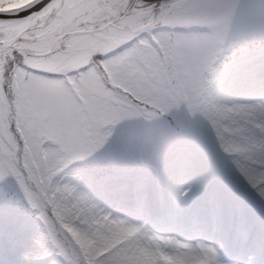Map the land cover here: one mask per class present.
Masks as SVG:
<instances>
[{"label": "clouds", "instance_id": "obj_1", "mask_svg": "<svg viewBox=\"0 0 264 264\" xmlns=\"http://www.w3.org/2000/svg\"><path fill=\"white\" fill-rule=\"evenodd\" d=\"M114 2V7L97 6L95 11L82 14L83 32L91 43L79 53L82 58L70 65L47 55L40 47L42 38L49 34L45 28L58 31L61 27L62 0H0V15L5 16L37 3L44 8L39 18L44 27L29 25L13 30L7 23H0V47L8 48L6 38L15 31L11 46L17 50L15 57L7 51L0 55V124L6 133L0 138V151L10 150L20 167L31 168L39 174L76 146L81 131L88 132L91 128L87 119L74 127L51 120L46 111L38 108L37 72L33 69L56 72L60 79H69L68 73H71V78L80 81L84 95L89 97L123 88L124 85L108 78L109 72L116 80L143 89L133 69L138 61L153 57L148 42L155 40L163 49V58L157 59V64L187 75L201 55V44L194 39L199 34L196 29L209 26L217 32L218 41L210 66L201 70L202 80L258 88L260 91L247 101L214 99L226 106L236 103L261 106L250 112L248 119L264 132V0H228L231 8L213 7L208 0ZM125 39L132 40L131 52L121 49L106 57L99 69L96 63H89L95 53L119 47ZM256 47L261 49L258 57L243 55ZM148 88L157 94L161 91L158 81L148 82ZM184 108L186 119L201 127L212 115L207 106L188 110L184 104ZM9 124L12 129L8 128ZM49 126L58 129L63 142L40 137L39 143H35L37 132ZM211 145L223 158V152ZM235 155L241 161L253 160L256 156L264 158V134L249 133ZM178 156L169 154L152 164L162 187L168 185L164 173L172 169ZM196 162L193 154L189 163ZM257 185L264 188V175L252 187ZM241 188L251 193L247 185L242 184ZM113 190L124 195L117 199L90 195L77 204L57 202L45 207V231L51 251L49 264H256L255 249L223 259L221 252L226 240L206 230L201 218L180 215L171 208L157 217L150 213V199L139 186L129 188L127 184H119ZM199 190L189 191L181 198L190 200ZM255 200L264 214V198L255 197ZM254 235L250 229L234 239L243 248ZM261 240L264 241V233ZM14 264H27L26 249L16 251Z\"/></svg>", "mask_w": 264, "mask_h": 264}, {"label": "snow or ice", "instance_id": "obj_2", "mask_svg": "<svg viewBox=\"0 0 264 264\" xmlns=\"http://www.w3.org/2000/svg\"><path fill=\"white\" fill-rule=\"evenodd\" d=\"M208 3L213 7L231 8L228 0H208ZM97 6L114 7L115 2L114 0H62L61 27L58 31L45 28L49 34L42 38L41 49L61 62L66 61L74 65L82 58L79 53H82L91 43L83 32L84 24L81 22V16L95 11ZM243 10L241 6V11ZM43 14L44 8L37 3L30 8L16 10L6 16L0 15V23H7L13 30L29 25L33 28L38 25L44 27L40 25L39 19ZM196 31L199 34L194 39L201 44V55L187 75L174 73L167 67L157 64L156 60L163 58V49L155 40L148 42L153 57L144 62L138 61L133 69L143 89L129 85L123 80H116L109 72L108 78L124 85L123 88L101 91L94 97H89L84 95L80 81L71 78V73H68L69 79H60L56 72L33 69L37 72L35 88L39 94L38 108L46 111L51 120L61 124H71L74 127H79L81 121L87 119L91 128L88 132L81 131L76 139V146L47 171L39 174L31 168L20 167L10 150L0 151V182L18 190L39 222V231L27 242L15 239L10 241V255L15 256L16 251L23 248L26 249L27 264H49L51 251L45 231L47 224L45 207L57 202L77 204L91 195L86 188L82 187L86 175L85 169L77 165L88 160L107 144L118 123L142 121L167 125L169 121H174L184 127L196 124L185 119L184 104H187L188 110L208 107L212 115L202 127L203 140L207 144L211 141V144L223 152L222 158L215 151L216 162L224 167L227 175L237 186L247 185L255 197L264 198V188L259 185L252 187L257 178L264 175L262 171L264 158L256 156L253 160L241 161L235 155L241 150L249 133L264 134L248 119L249 113L261 106L244 103L226 106L216 102L215 90L220 84L205 83L201 77V70L211 64L218 34L211 26L199 28ZM14 36L15 31L6 38L9 42L8 48L0 47V55L6 51L14 57L17 55L16 48L11 46ZM131 44L132 40L125 39L119 43V47L104 53H95L89 63H96L99 69L100 63L105 62L106 57L120 52L121 49H129ZM129 51L131 52V49ZM8 63L11 65V61ZM150 81L159 82L161 87L159 94L151 92L148 88ZM8 128L12 129V125L9 124ZM5 134L4 126L0 124V138ZM40 137L45 140L55 139L63 142L58 129L52 126L42 127L37 132L35 143H39ZM9 139L11 140V137ZM16 139L18 140L19 137ZM10 148L11 144H9ZM191 159V154H180L172 169L164 173L163 178L169 187H173L174 181ZM197 163L200 172L195 181L181 189L179 195H187L189 191L198 190L210 181L209 161L197 158ZM12 262L14 264V261Z\"/></svg>", "mask_w": 264, "mask_h": 264}, {"label": "rangeland", "instance_id": "obj_3", "mask_svg": "<svg viewBox=\"0 0 264 264\" xmlns=\"http://www.w3.org/2000/svg\"><path fill=\"white\" fill-rule=\"evenodd\" d=\"M260 54L261 49L259 47L243 53L245 57H258ZM235 89L236 86L220 84L215 90V95L221 100L247 101L260 91L258 88H249L248 92H235ZM240 97L242 99H239ZM173 153L177 155L182 153L194 154L199 159L209 161L211 179L203 185L204 195L201 194L203 195L201 198L197 196L184 203H181V198H178V201L174 202L172 200L174 199L173 193L162 187L152 164L158 158ZM77 166L85 169L86 172L82 187L97 198L117 199L122 196V193L113 190L116 185L127 184L129 188L139 186L143 182V176H145L147 180L142 183V186L146 190L139 187L155 205L156 213H150L157 217H162L171 208L178 214H191L199 218L200 213H207L214 208L218 209L217 207H220L219 198H223L224 202H222L228 209V218H231L232 214L234 219L239 216V219H245L243 221L245 225H240L239 228L233 227L234 222L229 219L228 224L231 227H229V231L227 230L226 236L232 242L228 241L225 245L227 250L222 249V258L226 255L223 253L224 251L233 255L234 250H236L234 238L238 234L250 230V226L251 229L257 227V236L253 238V241H250V249L258 248L256 241L262 242L264 214L259 211L255 197L249 191L237 186L227 175L224 167L216 162L215 150L211 144L204 142L203 129L197 124L184 127L174 121H169L167 125H162L159 122L147 123L142 121L118 123L107 144ZM193 169H195V163H188L174 181L173 188L176 186L178 193L183 186L195 181L194 175H191L190 181L185 179L188 176L187 172ZM163 199L169 202L173 201V203L168 205L164 203ZM179 208L180 210H178ZM203 226L213 235H216L215 230L218 229L216 223L208 220ZM38 231L39 222L18 190L9 184L0 182V264H5L6 261L11 264L15 260V256L9 254V244L12 239L27 242ZM226 236L225 238H227ZM261 249L256 264L264 261V241Z\"/></svg>", "mask_w": 264, "mask_h": 264}, {"label": "bare ground", "instance_id": "obj_4", "mask_svg": "<svg viewBox=\"0 0 264 264\" xmlns=\"http://www.w3.org/2000/svg\"><path fill=\"white\" fill-rule=\"evenodd\" d=\"M250 89L249 88H247V87H236V89H235V92H240V91H242V92H244V91H246V92H248ZM239 99H242V97H240ZM200 172V168H199V165H198V163L196 164L195 163V169H193L192 171H190V172H187V177L185 178L187 181H190L191 179H190V177H191V175L193 176H195V177H197V175H198V173ZM143 182L144 181H146L147 180V178L145 177V176H143ZM142 182V183H143ZM142 183L139 185L140 187H142V189L143 190H146L145 188H143V186H142ZM191 183V182H190ZM189 183V184H190ZM182 186H183V184H182ZM169 191L168 192H172L173 193V197H174V199H172L174 202H176V201H178V198H181V195H179V193L176 191V186L173 188V187H169L168 185H167V187H166ZM201 194H203L204 195V192H203V186H201L200 187V190H199V192H198V194L194 197V198H196L197 196L199 197V198H201L203 195H201ZM122 195H124L123 193H122ZM194 198H192V199H194ZM220 200L218 201V204L220 205V207H217L218 209H212L211 211H209V212H207V213H200L199 214V218H201L203 221H204V224H206V222L209 220L210 222H213L214 224L216 223L217 224V226H218V229L217 230H215L216 231V235L215 236H218V237H221V238H224L225 240H226V244L225 245H227V243H228V241H230V242H232V240H230L229 239V237H227L226 236V234H227V230L229 231V227H230V225L228 224L229 222H230V220L232 221V222H234V226H237L238 228H239V226L240 225H243L244 224V222L243 221H245V219H239V216L237 217H235V219H233L232 218V215H231V218H228L229 217V213H228V209H226V207H225V203H223L224 201H223V198H219ZM191 200V199H190ZM163 201H164V203H166V204H168V205H171L172 203H173V201H167L166 199H163ZM187 200H185V199H182L181 198V203L183 202H186ZM223 201V202H222ZM150 202H151V208H150V210H152V211H150V212H152V213H156V208H155V205H153L152 203V201L150 200ZM218 205V206H219ZM180 206H182L183 207V205H180ZM154 207V208H153ZM178 210H180V208L178 209ZM185 213V212H184ZM181 215V214H180ZM218 215V216H217ZM230 219V220H229ZM218 220V221H217ZM217 222H219V223H217ZM245 225V224H244ZM247 225L249 226V223L247 222ZM233 226V227H234ZM226 227V228H225ZM225 228V229H224ZM257 228V227H256ZM256 228H254V229H251V226H250V228L249 229H251L252 231H254V237L253 238H255L256 236H257V229ZM207 230V229H206ZM249 231V230H248ZM225 236L227 237V238H225ZM250 239V240H254V239ZM250 240L248 241V244L245 246V247H241L240 245H239V243L235 240V249L236 250H234V253H233V256L234 255H237V254H242L243 252H245V251H248V250H250V245H249V242H250ZM257 245H258V248H252V249H255L256 250V252H257V255H256V261H257V259L259 258V256H260V254H261V251H262V249H261V246L263 245V241L261 242V241H256L255 242ZM229 246V248H230V245H228ZM234 246V245H233ZM224 249H226V247L224 246ZM230 257H232V255L230 256L229 255V258ZM223 258H225V257H223ZM226 259V258H225Z\"/></svg>", "mask_w": 264, "mask_h": 264}]
</instances>
